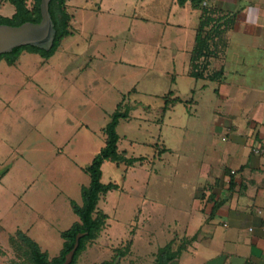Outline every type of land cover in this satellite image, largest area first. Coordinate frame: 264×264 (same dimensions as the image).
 Returning <instances> with one entry per match:
<instances>
[{
  "label": "rangeland",
  "instance_id": "rangeland-1",
  "mask_svg": "<svg viewBox=\"0 0 264 264\" xmlns=\"http://www.w3.org/2000/svg\"><path fill=\"white\" fill-rule=\"evenodd\" d=\"M71 4L83 22L53 56L24 51L13 65L0 61V264L26 263L9 242L18 234L50 259L60 255L62 232L78 221L73 204L83 205L90 183L85 168L104 147L103 130L120 103L129 116L117 126L119 152L144 160L103 164L102 183L118 189L100 197L105 226L76 264H156L167 243L176 250L190 240L222 172L232 175L220 151L235 145V123L249 135L250 118L230 112L232 98L221 94L222 83L232 84L227 78L210 84L189 76L198 20L184 10L196 7L173 0ZM225 53L217 49L207 75L224 71Z\"/></svg>",
  "mask_w": 264,
  "mask_h": 264
},
{
  "label": "crops",
  "instance_id": "crops-1",
  "mask_svg": "<svg viewBox=\"0 0 264 264\" xmlns=\"http://www.w3.org/2000/svg\"><path fill=\"white\" fill-rule=\"evenodd\" d=\"M73 1L66 2L72 26L83 22L75 19L80 7L71 4ZM26 2L30 7L33 0ZM8 5L12 6L10 10H6ZM186 7L191 4L187 3L183 9ZM203 7L214 9L217 16L232 17V27L225 33L227 47L222 77L232 84L222 83L221 94L230 95V112L246 114L250 126L245 138V131L241 132L235 123L232 136L235 145L222 146L221 164L232 169V175L222 172L219 186L212 190L206 203V214L194 221L192 242L178 264H264V157L253 153L254 149L264 147V108L259 109L256 102L264 100V0H209ZM15 12L8 0H0V17L12 18ZM184 12L199 22L201 10L192 14L188 9ZM206 119L204 135L209 123V118ZM221 122L219 119L216 124L220 126ZM221 131L219 127L216 133L220 135ZM199 208L196 204V211Z\"/></svg>",
  "mask_w": 264,
  "mask_h": 264
},
{
  "label": "trees",
  "instance_id": "trees-1",
  "mask_svg": "<svg viewBox=\"0 0 264 264\" xmlns=\"http://www.w3.org/2000/svg\"><path fill=\"white\" fill-rule=\"evenodd\" d=\"M16 9L12 18L0 17V25L21 26L27 22L40 23L41 0H33L29 7L26 0H8ZM68 0H51L49 3V14L54 27L53 44L49 50L42 49L36 46H23L14 49L12 52L1 55L0 61L5 59L9 65L15 64L20 55L24 51L39 54L43 58H50L57 51L62 41L73 34L72 32V16L67 10L66 2ZM180 7H184L187 3L201 10L199 24L197 27L194 47L190 58L189 76L194 80H208L210 82L220 81L223 77V69H220L212 74H206L209 66V60L215 57L217 49L221 47L226 49V45H220V40L223 34L232 27V17L217 16L214 9L203 7L209 0H175ZM165 109L167 104H165ZM129 110L120 103L115 112L111 115L108 124L104 128L105 143L99 153L94 157L90 165L85 168V172L90 177L88 187L82 188L81 207L73 204V210L78 221L72 227L62 232L63 248L58 257L50 259L46 252H43L40 247L30 238L18 234L11 237L9 242L11 246L23 252L26 256V263L23 264H63L66 255L74 248L76 237L80 234L84 236L79 240V246L73 257L71 264H76L78 258L85 251L88 243L96 240L99 233L103 230L107 215L97 212L99 199L109 191L118 189L116 184L102 183V166L105 162L110 161L119 165L125 164L128 167L135 165L144 160V158H128L126 154L120 153L118 149L119 135L117 133V126L119 120L127 119ZM190 241H184L176 250H173V241L167 243L160 248L156 256V264H178L181 254L190 245ZM124 252L119 251V256H123ZM9 264H18L10 262ZM101 264H115L114 262H103Z\"/></svg>",
  "mask_w": 264,
  "mask_h": 264
},
{
  "label": "water",
  "instance_id": "water-1",
  "mask_svg": "<svg viewBox=\"0 0 264 264\" xmlns=\"http://www.w3.org/2000/svg\"><path fill=\"white\" fill-rule=\"evenodd\" d=\"M51 0H41L40 23L27 22L21 26L0 25V56L12 52L14 49L31 45L49 50L53 44L54 27L49 14V3ZM80 234L76 237L74 248L66 255L63 264H71L75 252L79 246V240L83 237Z\"/></svg>",
  "mask_w": 264,
  "mask_h": 264
},
{
  "label": "built area",
  "instance_id": "built-area-1",
  "mask_svg": "<svg viewBox=\"0 0 264 264\" xmlns=\"http://www.w3.org/2000/svg\"><path fill=\"white\" fill-rule=\"evenodd\" d=\"M253 153H254L256 156L264 157V147H260V148H256V149H254ZM263 226H264V225H263Z\"/></svg>",
  "mask_w": 264,
  "mask_h": 264
}]
</instances>
